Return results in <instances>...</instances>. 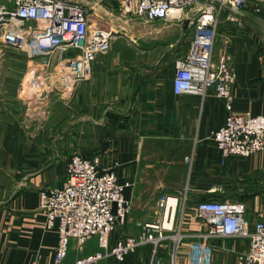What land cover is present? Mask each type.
<instances>
[{
	"label": "crops",
	"instance_id": "0c3cea01",
	"mask_svg": "<svg viewBox=\"0 0 264 264\" xmlns=\"http://www.w3.org/2000/svg\"><path fill=\"white\" fill-rule=\"evenodd\" d=\"M247 1L241 24L230 20L236 15L231 8L219 14L214 57L226 53L235 66L234 112L264 117V0ZM172 34L169 43H160L159 35ZM194 35L188 21L161 20L149 24L148 47L113 40L93 63L90 80L60 104L61 118L50 122L49 134L30 128L22 114L20 119L0 114V264H54L58 234L56 228H44L40 193L64 182L72 156L91 158L99 152L102 165L118 162L119 182L130 183L128 223L113 233L112 242L138 235L139 223L154 221L160 194H186L175 230L164 232L180 231L183 237L174 244L166 241L162 253L176 252L173 264H235L249 238H193L207 229L196 208L205 199L243 201L252 231L264 220V152L225 156L211 139L226 123L224 102L212 91L205 98L175 94L174 63L188 55ZM97 249L94 238L84 253ZM135 254L100 264H133Z\"/></svg>",
	"mask_w": 264,
	"mask_h": 264
},
{
	"label": "built area",
	"instance_id": "2783aa9c",
	"mask_svg": "<svg viewBox=\"0 0 264 264\" xmlns=\"http://www.w3.org/2000/svg\"><path fill=\"white\" fill-rule=\"evenodd\" d=\"M101 2L104 0L88 6L73 0L0 1V40L23 45L30 53L45 58L59 50H74L57 65L60 82L65 91L71 92L89 79L95 60L106 54L119 36L114 14L154 21L171 20L176 12L177 21H188L195 35L188 55L174 63L175 94L205 98L212 91L224 102L229 112L226 123L211 134V139L225 156L248 157L264 152V117L234 112L235 66L226 53L214 57L219 14L231 8L236 15L230 20L241 24L239 14L248 7L247 0H109V11L98 7ZM15 21L21 22L23 28H18ZM102 155L103 152L91 158L74 155L68 162L64 182L40 193V207L46 215L44 228H56L58 234L54 264H99L107 258L122 262L145 245L152 246V258L144 264H166L161 255L164 243H178L183 235L180 231L170 236L164 232L175 230L178 208L187 201V195L160 194L155 203L157 218L140 223L138 235H124L112 242L113 233L128 223L132 204L125 189L130 183L121 184L117 173L120 164L103 166ZM186 160L192 162L190 156ZM246 213L243 201L202 200L196 214L207 229L193 238H249L248 247L237 256L235 264H264V220H258L250 231ZM94 238L97 251L85 255ZM72 252L75 255L70 260Z\"/></svg>",
	"mask_w": 264,
	"mask_h": 264
},
{
	"label": "rangeland",
	"instance_id": "374dc122",
	"mask_svg": "<svg viewBox=\"0 0 264 264\" xmlns=\"http://www.w3.org/2000/svg\"><path fill=\"white\" fill-rule=\"evenodd\" d=\"M0 1L4 3L8 2L3 0ZM73 1L82 2L83 4H88V6L89 4L95 5V2H97V0ZM109 3V0H104L98 7H101V10H108L107 4ZM105 15L108 16L110 14L105 12ZM113 16L115 17L113 19L117 20L116 22L118 23L120 31L119 36L115 39L122 38L130 43L138 42L142 45L144 44L145 47L149 46L150 40L147 35L149 24L153 21L140 17L124 18L118 14H114ZM178 17L179 14L175 12L172 14L171 20L177 21ZM108 18L110 19V16H108ZM180 21L181 19L177 22ZM15 24L18 28H23L21 27V22L15 21ZM159 26L158 24L157 28ZM159 36L162 37L160 38L161 44L169 43L175 38L174 34ZM171 46L173 47V45ZM73 53L74 50L71 49L59 50L52 57L45 58L30 53L23 45L15 46L5 44L0 40V114H12L16 119H20L19 117L22 114L23 118L29 123L28 126L30 128L39 126L40 131L43 133H51V131L54 130L52 129L54 125L50 122L54 120L58 121V118H61L60 115L57 117L60 104L69 97V91H65L63 84L60 82L59 68L57 65H59L65 57L73 55ZM90 78L91 75L89 79H85L80 83L86 82L90 80ZM61 92H64V96L66 97H62ZM47 120L49 124H47ZM186 162L188 161L186 160ZM176 233L177 232H175V234ZM172 242L174 244V241ZM151 249V245L141 246L135 252L136 254L134 253L135 256L132 258V263H149L152 258ZM175 253L170 252V254L164 255L161 251L163 259L165 258L164 262L166 264H173L172 261Z\"/></svg>",
	"mask_w": 264,
	"mask_h": 264
}]
</instances>
